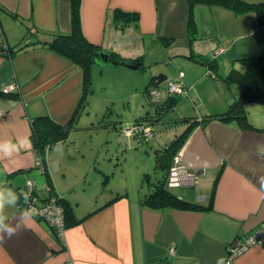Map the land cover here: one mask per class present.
<instances>
[{"label":"crops","instance_id":"0c3cea01","mask_svg":"<svg viewBox=\"0 0 264 264\" xmlns=\"http://www.w3.org/2000/svg\"><path fill=\"white\" fill-rule=\"evenodd\" d=\"M70 2L0 0L2 36L13 49L0 53V143L11 140L15 145L10 154L0 150V190L7 199L13 194L18 198L30 178L39 199L49 194L64 197L72 210L68 222L81 219L65 225L60 238L43 218L24 216L25 209L17 203L6 204L4 223L16 231L11 237L0 234V264H264L260 245L227 256L228 245L264 221V157L258 155L264 154V103L243 101L249 128L234 119H203L225 111L239 93V85L227 86L220 77L232 67L241 68L239 57L264 54V24L257 23L251 10L235 14L219 5L197 3L192 10L193 34L185 37L186 0H79L83 35L120 61L139 62V67L144 57L150 62L169 57L165 48L175 35L185 42L184 52L176 54L189 60L184 70L170 80L160 71L152 75L158 76V87H165L167 81L181 82L185 90L178 95L195 105V114L189 117L196 123L177 151L196 173V181L168 189L184 200L206 204L213 188L212 207L154 209L140 203L150 187L137 193L126 186L113 190L102 183L99 177L104 172L96 168L93 183L83 184L82 179L75 183L64 176L56 181L54 162L47 157L54 144L44 155V185L34 167L37 153L30 140V119L48 115L67 120L81 93L78 66L44 43L70 30ZM120 11L127 13L122 15L124 25L115 16ZM132 13L136 19H131ZM219 46L223 51L214 58L212 69L199 61ZM191 60L215 71L214 75L201 70L192 74ZM224 61L229 68L218 73V63ZM9 82L17 83V90L2 92ZM81 184H87L84 194L76 192Z\"/></svg>","mask_w":264,"mask_h":264},{"label":"rangeland","instance_id":"374dc122","mask_svg":"<svg viewBox=\"0 0 264 264\" xmlns=\"http://www.w3.org/2000/svg\"><path fill=\"white\" fill-rule=\"evenodd\" d=\"M186 35L188 34L185 33V37ZM177 36L171 38L169 48H165L169 57L158 61L150 62L148 57H144L143 63L137 68L114 62L92 65V91L85 109L64 143L57 142L48 149L47 157L54 162L52 173L56 181L64 176L72 182L82 179L83 184L89 181L93 183L96 179L92 178L96 176L98 169L108 175V188L114 190L126 186L132 193H137L149 187L148 177L144 178V175H148L150 181L161 177V171L154 167V148L168 143L183 130L184 123L180 118L194 116L192 110L195 105L185 95L173 94L176 97L173 106L165 110L158 119L149 120L155 115L156 103L151 101L144 89L155 83L148 84L152 75L159 71L166 74V80H170L178 70H184L183 65L189 60L176 55L184 52L185 43L179 41ZM191 61L193 66H189L193 69L192 74L200 70L205 73L212 71V68L209 69L204 64ZM218 64L217 72L221 74L230 66L227 61ZM141 116L147 117L143 120L153 130L147 139L126 131ZM35 169L43 177L44 185V173ZM101 177L102 174L100 180ZM85 186L87 184H81L76 192L84 194Z\"/></svg>","mask_w":264,"mask_h":264},{"label":"trees","instance_id":"16d2710c","mask_svg":"<svg viewBox=\"0 0 264 264\" xmlns=\"http://www.w3.org/2000/svg\"><path fill=\"white\" fill-rule=\"evenodd\" d=\"M187 1V17H186V29L187 34L190 37L193 34V19L192 10L195 4H207V5H219L233 11L235 14H240L246 11H254L257 16V23L259 25L264 24V1L251 2L247 0H186ZM71 28L66 33H56L53 37L44 42L46 46L58 54L68 58L75 63L81 72V93L76 105L74 106L71 115L67 120L60 122L56 121L48 115H37L30 119V140L32 146L36 149L37 155L43 161L46 149L51 147L58 141H63L67 138L69 131L77 120V116L87 104L88 96L91 89V76L92 65L95 64V58L97 56L99 47L87 40L83 35L79 23V0H71ZM127 13L116 12V18H122ZM136 13H132L131 19H136ZM123 25L126 24L125 17H123ZM2 33V32H1ZM163 41L169 40V38L162 37ZM24 44H21L23 47ZM20 47V48H21ZM19 48V49H20ZM13 49L9 47V53H12ZM108 53V62H113L117 57L112 52ZM241 68H230L229 71L221 76L220 79L229 86L231 84H237L240 86L239 93L229 100L228 106L225 111L212 115H205L203 119L217 118L219 120H232L234 119L243 128L252 127L248 122L243 107V101H253L257 103H264V54H251L238 58ZM199 61L205 63L209 68L214 61V58H207L206 60L199 59ZM135 63V62H133ZM140 63L138 62V65ZM211 75H214L215 71H209ZM158 77V76H157ZM156 76H152L148 82L157 84L159 79ZM147 86L144 89L146 93ZM176 97L171 95L165 98L161 103H156L155 115L149 120H156L163 112L173 106ZM147 118L141 116L136 118V122L143 121ZM180 121L185 124L183 130L175 135L168 143L154 150V167L161 171V177L155 181H150L148 175H144L147 178V184L150 187V191L144 194L140 198L142 205L148 206L154 209H160L165 207L179 208V209H193V210H206L212 207L213 188L209 193V198L206 204H200L190 202L179 198L175 194L169 191L165 185L166 174L170 165L172 156L179 149L184 137L187 135L192 126L196 123V120L192 117H182ZM43 173L46 175V169L44 165ZM48 177V176H47ZM102 183H106L108 175L104 174L102 177ZM24 187V186H23ZM23 189V188H22ZM21 189V190H22ZM48 190L50 185L48 184ZM57 201L62 204L65 215V225L73 224L81 219H72L68 222L67 215L72 212L68 200L64 197L55 196ZM19 198V197H18ZM17 198V200H18Z\"/></svg>","mask_w":264,"mask_h":264},{"label":"built area","instance_id":"2783aa9c","mask_svg":"<svg viewBox=\"0 0 264 264\" xmlns=\"http://www.w3.org/2000/svg\"><path fill=\"white\" fill-rule=\"evenodd\" d=\"M28 37L24 38V42ZM223 51L221 46L213 49L210 53V58H215ZM0 53L9 54V46L5 43L1 28H0ZM18 86L15 82H9L2 88V92H10L17 90ZM185 88L181 82L167 81L165 87H158L157 84L149 86L146 90V95L153 103H161L166 97L183 93ZM1 114V112H0ZM127 132H134L147 139L153 133L152 127L142 121L136 122L131 128H126ZM34 167L38 168L40 172L44 171V164L39 155H36ZM196 181V173L189 169L181 160L179 151L172 156L170 165L166 174V187H173L183 183H193ZM18 206L29 210V214L43 218L50 227L54 230L57 236L62 238L65 229V215L64 208L59 203L53 194H49L44 199H39L34 192V182L28 178L25 180L24 187L21 190L17 200ZM251 245L264 246V221H261L251 232L246 234L243 238L236 239L232 244L227 246V256L232 257L244 251ZM173 247L169 248V254H173Z\"/></svg>","mask_w":264,"mask_h":264},{"label":"clouds","instance_id":"9594fccd","mask_svg":"<svg viewBox=\"0 0 264 264\" xmlns=\"http://www.w3.org/2000/svg\"><path fill=\"white\" fill-rule=\"evenodd\" d=\"M30 143V141H28ZM15 145L11 140L4 141L0 143V150H3L6 154H10L13 150ZM264 157V154H259ZM17 203V197L13 194L11 199H7L3 190H0V234H6L8 237H11L15 234L16 229L13 226L4 223L6 219L4 215V209L6 204H13ZM29 214V210H25L24 216Z\"/></svg>","mask_w":264,"mask_h":264},{"label":"water","instance_id":"95a60500","mask_svg":"<svg viewBox=\"0 0 264 264\" xmlns=\"http://www.w3.org/2000/svg\"><path fill=\"white\" fill-rule=\"evenodd\" d=\"M107 59H108V53L105 50H100V51H98L97 56L95 58V63L99 64V65H102V64L106 63ZM113 62L115 64L126 65V66H128L130 68H137V66H138L137 62H135V63H127V62L119 61V60H115Z\"/></svg>","mask_w":264,"mask_h":264}]
</instances>
